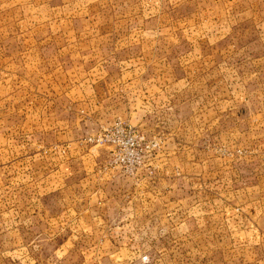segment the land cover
<instances>
[{
  "label": "crops",
  "instance_id": "crops-1",
  "mask_svg": "<svg viewBox=\"0 0 264 264\" xmlns=\"http://www.w3.org/2000/svg\"><path fill=\"white\" fill-rule=\"evenodd\" d=\"M113 9L125 14L142 10ZM122 24L129 29L127 22ZM144 40L138 33H122L107 44L97 43L93 49L106 45L111 51L105 58L110 68L94 71L85 64L81 81L59 89L53 99L49 84L44 86L48 74L34 86L28 62L19 71L0 65V108L16 109L21 103L41 110L43 123L50 122L51 108L57 110L54 131L0 130V172L10 166L15 179L22 168L26 172L25 180L12 185L16 207L25 205L23 215L32 220L41 215L50 226L57 222L59 234L80 238L73 247L62 246L68 252H79L78 246L92 254L155 252L161 261L164 253L184 251L207 254L202 264H264V154L253 149L242 162L226 155L225 147L234 151L241 146L246 119L234 100L229 106L226 99L210 103L208 94L220 92L208 82L209 62L215 58L209 52L195 55L181 75L172 69L147 70ZM250 57L264 61V52ZM255 65L257 78L264 67ZM257 112L250 122L264 119ZM118 118L166 134L163 152L133 177L107 166L110 147L82 132L83 125L92 126L90 134ZM255 133L249 135L258 140ZM3 151L10 158L6 164ZM259 157V172L253 168L255 176L243 180L242 166L257 165Z\"/></svg>",
  "mask_w": 264,
  "mask_h": 264
},
{
  "label": "rangeland",
  "instance_id": "rangeland-1",
  "mask_svg": "<svg viewBox=\"0 0 264 264\" xmlns=\"http://www.w3.org/2000/svg\"><path fill=\"white\" fill-rule=\"evenodd\" d=\"M113 8L142 10L125 14L113 11ZM122 21L127 22L128 30L123 28ZM122 33H128L130 37H136L138 33L145 38L147 70L161 69L168 73L172 69L181 75L184 66L195 55L201 52L213 55L215 59L209 62L208 82L211 90L220 92L208 94L210 103L226 99L229 106L234 100L239 116L246 119L241 126V146L234 151L225 147L226 155L241 157L242 162L253 149L262 150L264 154V119L259 120V124L249 121L256 109L261 118L264 116V105L261 106L264 102V69L257 78L252 72L255 63L264 67V61L250 59V55L264 52V0H0V65L6 70L19 71L25 70L24 63L28 62L27 70L34 71V86L41 85L43 73L48 74L50 77L44 78V86L49 84L52 99L59 89L81 81L85 64L96 67L94 71L103 68L102 65H105L104 70L110 68V62L105 60L107 54H112L108 46L93 48L97 43L107 44ZM77 52L81 56L78 55L75 61ZM153 52L150 58L149 54ZM20 107L21 103L16 109L0 108L2 133L51 132L58 127L53 123L56 109L49 110L50 122L43 123L39 117L41 110ZM228 109L225 111L227 117ZM162 116H169V113ZM118 119L90 134L87 130L92 126L83 125L82 132L88 140L107 146L97 142V136ZM132 126L160 143V148L145 157V164H151L156 155L163 152L166 134ZM255 131L258 140L249 135ZM261 159L256 158L255 166H242L243 180L255 176L250 172L253 168L259 172ZM9 160V154L3 151V164ZM110 160L111 150L107 160L109 167ZM15 176L10 166L0 172V264H111V261L113 264H191L192 260L194 264H202L203 259L209 260L207 254L184 251L164 253L161 261L160 254L155 252L92 254L83 252L78 245L79 252L65 251L62 246L73 247L80 243V238L65 236L67 232L59 234L57 222L50 226L41 215L35 220L29 218L30 214L23 215L26 206L16 207L12 185L25 180V169L17 174L20 179ZM38 208L42 209V206Z\"/></svg>",
  "mask_w": 264,
  "mask_h": 264
},
{
  "label": "built area",
  "instance_id": "built-area-1",
  "mask_svg": "<svg viewBox=\"0 0 264 264\" xmlns=\"http://www.w3.org/2000/svg\"><path fill=\"white\" fill-rule=\"evenodd\" d=\"M97 142L110 147L111 168H115L124 176L133 177L139 169L145 165V157L153 150L160 148L157 140H151L148 136L118 119L114 124L104 128L98 134Z\"/></svg>",
  "mask_w": 264,
  "mask_h": 264
}]
</instances>
